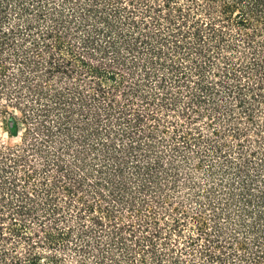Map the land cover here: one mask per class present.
<instances>
[{
	"label": "trees",
	"instance_id": "1",
	"mask_svg": "<svg viewBox=\"0 0 264 264\" xmlns=\"http://www.w3.org/2000/svg\"><path fill=\"white\" fill-rule=\"evenodd\" d=\"M0 264H264V0H0Z\"/></svg>",
	"mask_w": 264,
	"mask_h": 264
}]
</instances>
